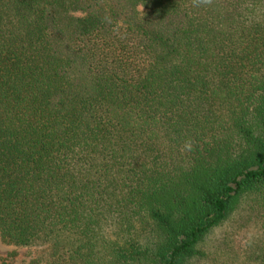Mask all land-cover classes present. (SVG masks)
Returning <instances> with one entry per match:
<instances>
[{
	"label": "trees",
	"instance_id": "1",
	"mask_svg": "<svg viewBox=\"0 0 264 264\" xmlns=\"http://www.w3.org/2000/svg\"><path fill=\"white\" fill-rule=\"evenodd\" d=\"M0 239L264 264V0H0Z\"/></svg>",
	"mask_w": 264,
	"mask_h": 264
},
{
	"label": "rangeland",
	"instance_id": "2",
	"mask_svg": "<svg viewBox=\"0 0 264 264\" xmlns=\"http://www.w3.org/2000/svg\"><path fill=\"white\" fill-rule=\"evenodd\" d=\"M229 230L230 223L224 224L222 227L218 228L214 240L218 241L221 236L225 235ZM259 234V224L255 222L249 223L245 228H238L234 231L231 239L228 240V244L222 245L223 248L220 253L226 255L228 253L232 254L236 251V253L242 254L247 248V244L255 243L257 241ZM224 238L225 237L222 238V241ZM40 253L44 256L43 264H48L47 250L45 247L15 246L5 244L0 239V261L9 262L11 264H37L36 259L39 257L38 255H40ZM222 259L225 260L226 258L223 257ZM227 262L228 264H232L231 261L227 259L223 264H227ZM236 264L238 263L236 262Z\"/></svg>",
	"mask_w": 264,
	"mask_h": 264
}]
</instances>
